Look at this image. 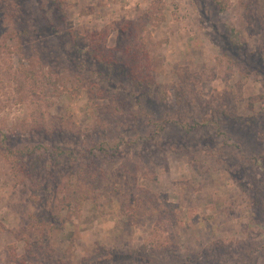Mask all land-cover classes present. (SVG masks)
Returning a JSON list of instances; mask_svg holds the SVG:
<instances>
[{
    "label": "rangeland",
    "instance_id": "obj_1",
    "mask_svg": "<svg viewBox=\"0 0 264 264\" xmlns=\"http://www.w3.org/2000/svg\"><path fill=\"white\" fill-rule=\"evenodd\" d=\"M0 264H264V0H0Z\"/></svg>",
    "mask_w": 264,
    "mask_h": 264
},
{
    "label": "trees",
    "instance_id": "obj_2",
    "mask_svg": "<svg viewBox=\"0 0 264 264\" xmlns=\"http://www.w3.org/2000/svg\"><path fill=\"white\" fill-rule=\"evenodd\" d=\"M61 151H63V150H61ZM95 199H96V202L99 204L100 203V200H101V197H100V188L99 187L95 190ZM68 204H71V203L69 202Z\"/></svg>",
    "mask_w": 264,
    "mask_h": 264
}]
</instances>
